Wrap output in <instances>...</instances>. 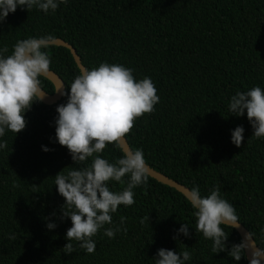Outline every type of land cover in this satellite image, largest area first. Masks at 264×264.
<instances>
[{"label": "trees", "instance_id": "16d2710c", "mask_svg": "<svg viewBox=\"0 0 264 264\" xmlns=\"http://www.w3.org/2000/svg\"><path fill=\"white\" fill-rule=\"evenodd\" d=\"M48 35L71 44L88 69L107 62L133 69L137 81L150 77L160 100L154 112L136 120L125 138L130 148L142 149L156 170L191 189L198 186L202 197L219 186L264 248V138L251 139L246 111L238 117L228 109L237 91L264 90V0H68L47 14L18 6L0 24V49L7 46V56L17 41ZM46 51L50 69L70 93L79 74L71 52L59 46ZM40 80L45 91L56 93L52 81ZM66 103V96L51 106L34 102L25 113L26 128L0 137L7 142L0 149V264H155L161 248L188 251L185 264H250L246 251L240 261L228 251L213 253L212 241L196 232L189 199L151 176L133 190V205L112 214L113 225L126 217V234L108 238L101 229L93 237L94 253L75 241L76 251L65 253L72 222L63 218L65 200L54 178L92 160L76 165L56 140V109ZM237 126L245 129L240 147L231 142ZM101 156L111 163L122 152L109 144ZM108 183L112 191L126 186ZM49 222L57 226L49 230ZM185 223L191 235L174 239ZM221 227L229 250L243 242L234 227Z\"/></svg>", "mask_w": 264, "mask_h": 264}, {"label": "clouds", "instance_id": "9594fccd", "mask_svg": "<svg viewBox=\"0 0 264 264\" xmlns=\"http://www.w3.org/2000/svg\"><path fill=\"white\" fill-rule=\"evenodd\" d=\"M68 0H0V24L15 13L17 7L31 11L34 7L45 14L55 13L61 4ZM51 35L19 40L13 46L10 55L5 56L7 46L0 49V137L5 131L15 134L26 128L25 113L34 102H42L45 96L41 89L40 77L47 76L51 59L47 49L52 46ZM133 69L121 64L102 62L98 67L79 68V74L70 84V93L57 89L67 97V103L57 107L55 121L56 140L68 149L75 164H84L89 158L91 163L82 168H72L66 173L61 171L54 178L58 193L64 198L63 218H70L72 226L67 230L64 252L76 251L73 241L87 254L96 250L93 237L104 229V235L115 238L117 232L127 233L121 227L126 217H120V224L113 225L112 214L120 205L125 207L135 203L134 189L147 185L150 168L146 163L142 149L126 147V136L135 126L136 120L155 111L160 97L150 77L139 81L133 75ZM228 109L231 114L247 118L254 129L251 139L264 138V90L256 86L247 91H237L231 96ZM243 126H237L231 135V142L240 147L244 141ZM113 144L121 150L122 156L115 162L102 158L101 153L107 145ZM7 147V142H0V149ZM44 151H50L47 147ZM127 177V181L124 178ZM110 181L121 185V191L110 190ZM196 218V232L212 241L213 253L228 251L235 261H240L248 248L246 242L233 244L227 248L228 234L221 225L235 227L239 218L232 203L221 197L220 188L210 189V194L200 196L199 187H194L188 197ZM149 216L141 219L144 224ZM105 225H113L105 228ZM57 225L49 222L47 228ZM179 234L189 237V226L183 224ZM10 239H15L11 236ZM264 248L252 252L250 264H261ZM191 259L188 251L180 254L161 248L155 257V264H185Z\"/></svg>", "mask_w": 264, "mask_h": 264}, {"label": "water", "instance_id": "95a60500", "mask_svg": "<svg viewBox=\"0 0 264 264\" xmlns=\"http://www.w3.org/2000/svg\"><path fill=\"white\" fill-rule=\"evenodd\" d=\"M52 46H59V47H64V48L68 49L71 52L78 68L85 67L82 63L81 57L79 56L77 50L71 44L67 43L63 39H55L52 41ZM44 77L48 78L50 81H52L54 83V85L56 86V90L61 89L62 91H65L64 81L56 72H54L53 70L50 69L49 74L47 76H44ZM40 87L45 93V96L43 99L44 104L51 106V105L58 104L60 101L63 100L64 95H62L60 92H56L55 94H50L47 91H45L41 85H40ZM125 146L130 148L127 140H126ZM148 166L150 168V173H151L150 176L152 178L158 180L159 182H161L163 184H166L170 187L175 188L176 190H178L179 192L184 194L187 198L189 197L190 192L192 190L191 188H189L188 186L180 183L179 181L169 177L168 175L162 173L161 171L156 170L151 165L148 164ZM234 228L240 234L242 241L246 242L248 244V248L245 249V251L247 253L248 259L251 260L252 252L256 249H259L260 247L256 243L251 232L247 229V227L243 223L238 221V225L235 226ZM261 264H264V257H261Z\"/></svg>", "mask_w": 264, "mask_h": 264}]
</instances>
